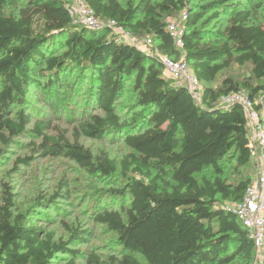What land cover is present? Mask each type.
<instances>
[{"label":"trees","instance_id":"obj_1","mask_svg":"<svg viewBox=\"0 0 264 264\" xmlns=\"http://www.w3.org/2000/svg\"><path fill=\"white\" fill-rule=\"evenodd\" d=\"M86 3L102 26L74 25L62 0H0V141L27 132L40 140L35 148L43 154L67 157L94 176L118 178L106 194L127 204H107L92 216L117 248L105 260L88 251L87 264H252L253 240L231 208L252 179L250 129L240 104L219 103L243 91L264 124V0ZM215 8L226 10V23L206 29L198 21L208 10L216 18ZM182 11L187 18L178 49L168 23ZM110 21L150 39L151 51L119 38ZM160 56L184 58L203 84L200 102L163 76ZM234 66L248 74L237 77ZM127 87L138 109L122 119L117 101ZM80 92L84 106L74 134L93 140L120 134L129 152L119 166L104 152L48 133V120L32 119L30 94L53 112L74 115L70 94ZM56 194L40 195L36 203ZM33 214L17 211L12 191L1 184L0 264H52L61 254L68 255L64 264H75L80 251L32 222ZM71 232L80 238L77 229Z\"/></svg>","mask_w":264,"mask_h":264},{"label":"rangeland","instance_id":"obj_2","mask_svg":"<svg viewBox=\"0 0 264 264\" xmlns=\"http://www.w3.org/2000/svg\"><path fill=\"white\" fill-rule=\"evenodd\" d=\"M189 1L194 6H200L210 0ZM216 10L219 12L216 18L211 16L212 10H208L202 13L198 23L204 22L206 29L219 30L226 23L228 14L225 9ZM139 49L151 51L145 45L139 46ZM233 71L239 78L248 74L245 67L234 66ZM76 93L70 94V97L73 96L71 105L75 109L74 115H70L68 109L64 113L53 112L41 97L30 94L32 119L48 120L50 122L48 133L64 135L70 142L76 140L94 154L104 152L119 166L121 157L129 152L120 134L109 135L101 140L74 134V121L80 118L84 106V93L80 92L77 96ZM117 109L122 119H129L132 112L138 109L134 103L132 87H127L126 94L117 101ZM14 111L11 109L9 112ZM39 141L27 132L12 137L7 144L0 141V197L1 184L6 183L13 193L14 207L17 211H33L32 222L44 226L47 230H53L58 240L66 241L69 247L80 251L75 257V264H87L85 256L88 251L99 254L101 259H108L117 248L114 236L94 222L92 216L97 209L107 204L114 207L121 205L120 203L127 204L126 199L117 204L115 200H109L106 194L107 189L118 185V178L94 176L67 157L43 154L42 150L35 148ZM255 155L252 157L250 167L247 168L251 177L255 174ZM24 157H27L26 161H19ZM55 193L57 194L53 201L45 204L36 203L40 195L45 200ZM71 229H77L79 239L71 238ZM67 260L68 255L61 254L52 264H64Z\"/></svg>","mask_w":264,"mask_h":264},{"label":"built area","instance_id":"obj_3","mask_svg":"<svg viewBox=\"0 0 264 264\" xmlns=\"http://www.w3.org/2000/svg\"><path fill=\"white\" fill-rule=\"evenodd\" d=\"M68 10L71 22L77 26L100 27L102 26L86 0H62ZM187 18L186 11H182L179 18L172 19L168 23V30L173 37L175 46L182 48L181 35L183 22ZM109 26L119 38L133 43L137 47H148L150 39L145 42L135 38L115 21H110ZM182 26V27H181ZM163 76L180 86H184L192 98L200 102L203 84L195 77L189 65L181 57L173 60L168 56H160ZM238 103L242 106L244 116L250 129V147L255 156V174L245 190L242 200L232 204L231 208L238 221L248 231L249 237L254 243V259L252 264H264V124L261 115L253 106V102L243 91L231 92L220 99L219 105L227 106Z\"/></svg>","mask_w":264,"mask_h":264},{"label":"crops","instance_id":"obj_4","mask_svg":"<svg viewBox=\"0 0 264 264\" xmlns=\"http://www.w3.org/2000/svg\"><path fill=\"white\" fill-rule=\"evenodd\" d=\"M253 155H254V153H253Z\"/></svg>","mask_w":264,"mask_h":264}]
</instances>
